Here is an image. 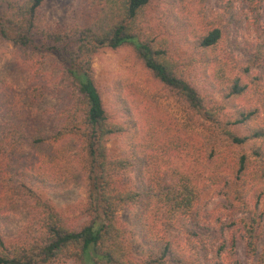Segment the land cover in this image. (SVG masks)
I'll list each match as a JSON object with an SVG mask.
<instances>
[{
	"label": "rangeland",
	"instance_id": "1",
	"mask_svg": "<svg viewBox=\"0 0 264 264\" xmlns=\"http://www.w3.org/2000/svg\"><path fill=\"white\" fill-rule=\"evenodd\" d=\"M92 10L91 0H44L38 14L44 26L65 27L84 23ZM135 27L196 89L201 107L193 109L155 77L130 43L102 46L92 57L103 107L124 126L107 141L109 154L126 159L121 179L129 177L141 192L117 214L129 231L128 251L141 259L152 249L150 239L165 235L174 251L198 253L207 264H264V137L251 136L264 132V0H151ZM214 27L221 31L217 43L200 45ZM40 57L42 64L32 65L20 46L0 36V235L6 244L39 235L31 193L70 228L86 220L78 142L33 144L35 135L51 137V117L63 100L55 90L57 60ZM236 78L246 85L239 94L231 92ZM242 112L251 114L241 122ZM231 135L247 139L236 143ZM53 170H60V182L51 180ZM185 186L198 198L181 228L167 223L157 197ZM246 228L253 229L254 251Z\"/></svg>",
	"mask_w": 264,
	"mask_h": 264
},
{
	"label": "trees",
	"instance_id": "2",
	"mask_svg": "<svg viewBox=\"0 0 264 264\" xmlns=\"http://www.w3.org/2000/svg\"><path fill=\"white\" fill-rule=\"evenodd\" d=\"M43 1L0 0V36L20 46L32 65H41L40 56L44 55L58 62L60 77L55 90L63 100L51 117V137L35 135L32 140L36 147L67 138L78 142L84 152L82 169L87 183V201L83 214L86 220L80 226L70 228L49 204L35 193L29 194L34 201L33 208L37 210L39 235L12 244H6L0 235V264H52L60 258H74L79 264H207L198 253L186 256L182 251H174L171 240L165 235L152 237L149 253L134 259L127 247L129 231L117 215L120 209L136 204L141 192L129 177L121 179L129 167L126 159L111 157L107 148V141L122 134L124 126L110 119L95 86L92 57L97 50L102 46L115 49L130 43L155 77L176 90L193 109L201 107L196 89L173 73L162 49L140 37L137 27L134 30V23L151 0H91L93 10L88 20L65 27L42 24L38 10ZM220 36V29L214 27L200 39V45L216 44ZM231 86V92L235 94L246 87L240 78L234 79ZM243 114L238 121H243ZM251 136L264 137V132L254 131ZM231 137L236 143L247 139ZM52 169L49 165L50 173ZM59 174L60 170H53L51 178ZM51 180L61 181L58 177ZM197 198L195 189L185 186L172 187L157 200L163 203L160 208H163L167 223L174 225L177 222L182 228L185 226L182 222L191 216ZM183 229L187 231L186 227ZM246 236L249 249L256 250L252 228H246ZM262 251L260 260L264 262V246ZM235 264L239 262L235 261Z\"/></svg>",
	"mask_w": 264,
	"mask_h": 264
}]
</instances>
